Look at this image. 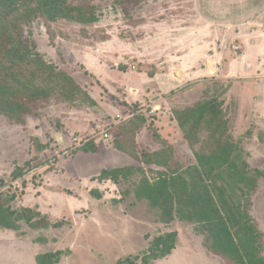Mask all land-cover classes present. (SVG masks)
Wrapping results in <instances>:
<instances>
[{
	"label": "rangeland",
	"instance_id": "1",
	"mask_svg": "<svg viewBox=\"0 0 264 264\" xmlns=\"http://www.w3.org/2000/svg\"><path fill=\"white\" fill-rule=\"evenodd\" d=\"M92 1L94 23L59 19L48 25L37 18L31 28L44 57L99 105L51 101L34 107L23 122L0 114V192L15 195L11 208L30 207L60 222L0 227V264H38V256L55 252L58 260L46 264H226L207 249L206 234L193 223L164 222L135 196L151 167L110 146L111 130L142 114L139 144L157 149L161 138L173 146L172 167L193 165L172 111L210 98L225 113L233 164L249 171L255 186L239 182L228 167L207 183L217 201L252 217L264 257V0H142L128 11L117 0ZM175 70L182 71L181 81L171 77ZM103 123L109 137L98 133ZM88 142L99 151H82ZM123 166L132 169L114 180L100 176ZM16 167L23 175L13 180ZM183 176L190 178L189 172ZM170 232L173 248L162 255L166 246L159 238L170 240Z\"/></svg>",
	"mask_w": 264,
	"mask_h": 264
},
{
	"label": "trees",
	"instance_id": "2",
	"mask_svg": "<svg viewBox=\"0 0 264 264\" xmlns=\"http://www.w3.org/2000/svg\"><path fill=\"white\" fill-rule=\"evenodd\" d=\"M141 1L117 0V3L128 11ZM37 18L48 25L59 19L82 24L98 20L92 0H0V114L11 121L23 122L25 114L35 112L38 105L51 101L72 107L98 106V102L69 72L48 61L38 50L31 28ZM172 112L195 158L193 165L183 167L177 163L172 167L173 146L161 138L160 148L142 147L138 142V135L146 124V117L142 114L134 115L111 130L114 133L110 140L112 148L151 167L152 174L144 175L137 183L135 196L146 199L159 211L164 222L177 218L193 223L197 233L206 234L204 243L207 249L226 264H264L260 253L261 233L252 217L244 212L242 216L236 214L238 208L233 209L223 199L217 201L207 183L212 173L228 167L234 168L232 174L239 182L255 186L249 171L237 169L232 162L234 147L221 102L210 98ZM81 150L98 152L99 145L88 142ZM154 166L159 169L153 170ZM131 169V166L105 168L100 176L114 180L117 174H127ZM253 171L256 176L262 174L261 170ZM185 172H189V180L184 179ZM22 175V170L16 167L11 178L14 180ZM14 199L15 195L0 192L1 228L16 230L22 221L32 228L60 225V222H50L44 214L30 207L11 208L10 203ZM167 236L170 240L159 238L166 246L162 255L173 248L175 232ZM170 241L172 244L167 246ZM54 255L56 258L51 260ZM58 256V252L43 254L36 261L46 264L45 259L51 262L58 260Z\"/></svg>",
	"mask_w": 264,
	"mask_h": 264
},
{
	"label": "built area",
	"instance_id": "3",
	"mask_svg": "<svg viewBox=\"0 0 264 264\" xmlns=\"http://www.w3.org/2000/svg\"><path fill=\"white\" fill-rule=\"evenodd\" d=\"M115 117H121L120 114H117ZM98 129H99V134H102L104 137H109L110 133H109V128L106 127L107 123H103V124H97Z\"/></svg>",
	"mask_w": 264,
	"mask_h": 264
},
{
	"label": "water",
	"instance_id": "4",
	"mask_svg": "<svg viewBox=\"0 0 264 264\" xmlns=\"http://www.w3.org/2000/svg\"><path fill=\"white\" fill-rule=\"evenodd\" d=\"M171 77L175 78L177 81H181L182 80V75L180 73V71H172L171 72Z\"/></svg>",
	"mask_w": 264,
	"mask_h": 264
},
{
	"label": "crops",
	"instance_id": "5",
	"mask_svg": "<svg viewBox=\"0 0 264 264\" xmlns=\"http://www.w3.org/2000/svg\"><path fill=\"white\" fill-rule=\"evenodd\" d=\"M236 68H234L233 70H235ZM182 71H180V73H181ZM182 74V73H181ZM182 77H183V74H182Z\"/></svg>",
	"mask_w": 264,
	"mask_h": 264
}]
</instances>
